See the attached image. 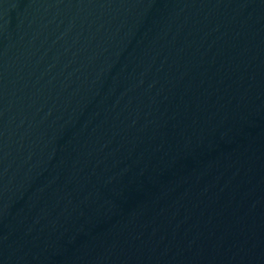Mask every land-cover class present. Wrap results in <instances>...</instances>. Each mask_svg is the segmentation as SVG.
Returning a JSON list of instances; mask_svg holds the SVG:
<instances>
[{
  "label": "water",
  "instance_id": "1",
  "mask_svg": "<svg viewBox=\"0 0 264 264\" xmlns=\"http://www.w3.org/2000/svg\"><path fill=\"white\" fill-rule=\"evenodd\" d=\"M0 264H264V0H0Z\"/></svg>",
  "mask_w": 264,
  "mask_h": 264
}]
</instances>
